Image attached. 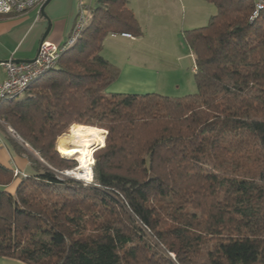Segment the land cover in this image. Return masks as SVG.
Listing matches in <instances>:
<instances>
[{"label":"trees","instance_id":"trees-1","mask_svg":"<svg viewBox=\"0 0 264 264\" xmlns=\"http://www.w3.org/2000/svg\"><path fill=\"white\" fill-rule=\"evenodd\" d=\"M206 1L218 12L184 35L195 93L108 91L121 68L102 54L106 38L144 31L129 0H95L55 69L0 101V121L44 160L30 156L26 175L0 163V256L264 264V12L250 22L252 0ZM86 126L107 131L91 182L65 175L78 162L56 146Z\"/></svg>","mask_w":264,"mask_h":264},{"label":"rangeland","instance_id":"rangeland-1","mask_svg":"<svg viewBox=\"0 0 264 264\" xmlns=\"http://www.w3.org/2000/svg\"><path fill=\"white\" fill-rule=\"evenodd\" d=\"M94 3L95 0L91 5L93 6ZM128 7L134 12L144 34L134 40L123 37L121 33L110 34L105 40L106 47L103 54L114 57L117 54L118 63L130 61L139 67L159 72L154 91L160 94L181 97L195 93L197 91L195 58L187 47L184 35L187 30L206 26L211 16L218 12L217 5L206 0H129ZM119 67L121 68L120 65ZM140 91L149 92L146 89ZM71 129L72 127L66 133ZM106 133L107 131L105 143ZM59 138L56 142L58 150ZM27 148L44 163L39 154L32 151L29 146ZM59 151L62 156L72 157L78 162L77 166L68 170L69 176H75L74 171L79 169L81 163L76 159L78 154L70 156L66 151ZM93 160L91 167L95 163L94 157ZM17 174L21 173L15 172V175ZM17 183V181L13 182L9 190L15 192Z\"/></svg>","mask_w":264,"mask_h":264},{"label":"crops","instance_id":"crops-1","mask_svg":"<svg viewBox=\"0 0 264 264\" xmlns=\"http://www.w3.org/2000/svg\"><path fill=\"white\" fill-rule=\"evenodd\" d=\"M93 1L51 0L45 9H41V11L35 8L22 14L0 16V84L7 78V72L2 62L10 59L14 61L33 60L38 54L43 39L64 44L69 39L75 26L81 2L90 8L91 13ZM91 16L92 14H90V19ZM48 18H50L52 26L46 34L49 26ZM135 38L133 36V38L128 39L134 40ZM105 47L106 44L103 51H105ZM115 55L116 57L114 55H104L111 62L121 66L120 77L108 87V91L127 93L129 91L144 92L140 90L145 89L149 92L155 90L159 72L139 67V65L130 61L123 64L118 63V55ZM12 130L0 121V163L12 168L14 172L19 171L21 174H29L32 171L30 156L36 157V154L27 148L29 145L24 143L20 137L17 138L14 133H11ZM18 139H21L22 142ZM15 142L24 151H19L15 146ZM31 150L38 154L34 149L31 148ZM16 181L18 182V180ZM0 264L28 263L13 257L0 256Z\"/></svg>","mask_w":264,"mask_h":264},{"label":"built area","instance_id":"built-area-1","mask_svg":"<svg viewBox=\"0 0 264 264\" xmlns=\"http://www.w3.org/2000/svg\"><path fill=\"white\" fill-rule=\"evenodd\" d=\"M47 0H0V15L22 14L38 8L41 11ZM254 9L250 14V22H254L264 12V0H252ZM90 8L81 2L75 26L69 39L64 43H57L43 39L37 56L33 61H14L10 59L2 62L7 72L6 80L0 84V101L7 98H21L30 84L55 69L62 54L72 48L79 40L90 21ZM122 36L133 38L129 32ZM14 135H17L12 130ZM18 173V171H16ZM87 182L89 180L84 179Z\"/></svg>","mask_w":264,"mask_h":264},{"label":"bare ground","instance_id":"bare-ground-1","mask_svg":"<svg viewBox=\"0 0 264 264\" xmlns=\"http://www.w3.org/2000/svg\"><path fill=\"white\" fill-rule=\"evenodd\" d=\"M105 132V129L99 127L86 126L80 135L64 134L59 138V150L66 151L70 156L78 154L76 159L81 163L79 169L74 171L78 178L89 181L93 179V151L96 147L104 145Z\"/></svg>","mask_w":264,"mask_h":264},{"label":"water","instance_id":"water-1","mask_svg":"<svg viewBox=\"0 0 264 264\" xmlns=\"http://www.w3.org/2000/svg\"><path fill=\"white\" fill-rule=\"evenodd\" d=\"M50 1H51V0H47V1L45 2V4H44L43 7H42V10L45 9V7L50 3ZM43 15H45V14H43ZM45 16H47V15H45ZM48 20H49V26H48V30H47L46 34L50 31L51 26H52V22H51L50 18H48ZM34 59H35V58H34ZM34 59H33V60H34ZM33 60H25V61H26V62H29V61H33ZM17 61L20 62L21 60H17ZM17 137H19V136L17 135ZM99 147H101V146L96 147V149H98ZM96 149H95V150H96ZM57 150H58V149H57ZM65 175H70V173H69V172H66Z\"/></svg>","mask_w":264,"mask_h":264}]
</instances>
